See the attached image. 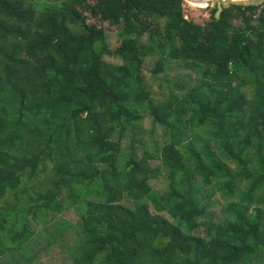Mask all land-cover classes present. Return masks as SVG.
<instances>
[{"label":"trees","instance_id":"1","mask_svg":"<svg viewBox=\"0 0 264 264\" xmlns=\"http://www.w3.org/2000/svg\"><path fill=\"white\" fill-rule=\"evenodd\" d=\"M183 6L0 0V257L264 259V3Z\"/></svg>","mask_w":264,"mask_h":264},{"label":"rangeland","instance_id":"2","mask_svg":"<svg viewBox=\"0 0 264 264\" xmlns=\"http://www.w3.org/2000/svg\"><path fill=\"white\" fill-rule=\"evenodd\" d=\"M183 1H184L183 7L185 9L192 10L193 8H200V9L213 8L214 14L217 10V7H218L217 3L218 2L220 3V6L222 8L226 7L229 4H241V5L258 4L259 5V4L264 3V0H208V1H205L202 3H201V1H198V0H183ZM85 20L88 23H93L96 26H101L105 29V31H106L105 40L107 42L108 48H113L114 46L119 44V37L117 34L118 29L116 27L110 25L106 21H98V20L90 17L89 15H87ZM233 23H236V21L234 20ZM142 125L145 128H147L149 126V121L147 119L143 120ZM158 139H160V138L158 137ZM156 182L161 184V182L159 180ZM37 222L40 223L39 221H37ZM23 253H24V250H22L21 252H18L17 250H14V249L12 251H8L5 255L0 257V264H23V261H27L26 259H22L21 255H23ZM60 258H61L60 256H56L57 261H59ZM257 263L258 264L264 263V259L263 258L259 259ZM55 264H58V263H56V261H55Z\"/></svg>","mask_w":264,"mask_h":264},{"label":"water","instance_id":"3","mask_svg":"<svg viewBox=\"0 0 264 264\" xmlns=\"http://www.w3.org/2000/svg\"><path fill=\"white\" fill-rule=\"evenodd\" d=\"M217 10H216V12H215V17L217 18L218 17V15H219V12H220V10L222 9V7L220 6V3L218 2L217 3Z\"/></svg>","mask_w":264,"mask_h":264}]
</instances>
